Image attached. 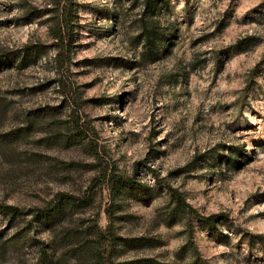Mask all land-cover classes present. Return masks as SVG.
Returning <instances> with one entry per match:
<instances>
[{
    "label": "rangeland",
    "instance_id": "rangeland-1",
    "mask_svg": "<svg viewBox=\"0 0 264 264\" xmlns=\"http://www.w3.org/2000/svg\"><path fill=\"white\" fill-rule=\"evenodd\" d=\"M143 1L0 0V264H264V0Z\"/></svg>",
    "mask_w": 264,
    "mask_h": 264
},
{
    "label": "trees",
    "instance_id": "trees-1",
    "mask_svg": "<svg viewBox=\"0 0 264 264\" xmlns=\"http://www.w3.org/2000/svg\"><path fill=\"white\" fill-rule=\"evenodd\" d=\"M164 4V0H144L143 5H144V13L149 17L150 22L147 24L142 25L141 30H140V37L143 39V42L147 45H150L151 51L157 54L156 50H158L159 45L165 46L167 44V41H164V38H161L159 36V11L160 7ZM57 47H63L64 44H66V41L62 35L57 36ZM71 43V39L69 44ZM68 44V45H69ZM244 44V43H241ZM167 46V45H166ZM30 50L26 53L27 56L23 57L22 60V65L25 64L28 56L30 55ZM61 56H59L60 61ZM157 59V57H155ZM26 66V65H25ZM117 189H121L123 192H126L128 190L133 189L132 183L125 182L120 184V186H117ZM170 197L172 201L175 203V211H180V212H188L189 214H192L194 218L199 222V224L207 229L208 231L212 233H217L222 225H227L226 220L228 219L227 215L225 214H213L209 216H204L198 214L196 211H194L185 201L183 196L173 190H169ZM140 197L144 198L143 195ZM62 201V200H61ZM60 210V207L58 208ZM57 209H53L51 211H48V213L43 212L42 210H38L35 213L34 216V222H38L41 224H47L50 225V227L54 226V221H55V226H56V220H59V216L56 215ZM21 212L20 209L15 207V206H10V205H4L0 203V218H11V219H16L20 216ZM113 211H109V219L112 220L113 217ZM252 237V236H251ZM254 238V237H252ZM259 240V244L261 245L262 249L264 250V237L263 236H257L256 237ZM106 243H107V250H112L114 246L117 243V238H116V233L113 228H108L106 232ZM110 253V252H109ZM107 264H112L110 260V255L108 254V259H107Z\"/></svg>",
    "mask_w": 264,
    "mask_h": 264
}]
</instances>
